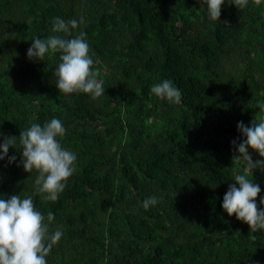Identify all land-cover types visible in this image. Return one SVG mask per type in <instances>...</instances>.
I'll return each instance as SVG.
<instances>
[{
	"label": "trees",
	"instance_id": "1",
	"mask_svg": "<svg viewBox=\"0 0 264 264\" xmlns=\"http://www.w3.org/2000/svg\"><path fill=\"white\" fill-rule=\"evenodd\" d=\"M232 4L212 21L205 0H0V143L57 118L77 157L55 202L36 192L18 141L16 161H0V199L32 196L45 223L54 214L50 231L62 227L47 264H264V230L221 207L243 171L236 125L264 117V0ZM56 17H83L72 35L86 34L105 95L59 92L60 53L27 58L34 38L64 35ZM163 80L179 104L151 92ZM253 179L260 207L264 172Z\"/></svg>",
	"mask_w": 264,
	"mask_h": 264
},
{
	"label": "clouds",
	"instance_id": "2",
	"mask_svg": "<svg viewBox=\"0 0 264 264\" xmlns=\"http://www.w3.org/2000/svg\"><path fill=\"white\" fill-rule=\"evenodd\" d=\"M208 15L212 21H219L221 6L224 0H205ZM248 0H233L238 9L247 6ZM256 5L261 0H254ZM84 23L68 21L56 17L52 21V32L64 35H51L46 39L34 38L27 50L29 60H44L46 54L60 53L59 64L55 70L56 88L63 94H90L93 100L105 95L104 81L98 80V71L93 70L94 60L89 55L90 47L85 39V33L73 36L72 30ZM151 92L160 99L179 104L182 99L180 90L171 80H163L153 84ZM264 109V105L261 106ZM242 139L232 140L235 151L232 157L242 165V174H236L234 183L228 185L223 196L222 209L231 217L235 214L237 220L248 225L252 232L264 230V197H257L261 192L259 184L254 182V170L264 172V117L253 119L250 125L240 121L236 125ZM66 129L60 119L52 118L41 126L32 123L30 127L20 131L19 137L3 136L0 143V161L7 157L8 164L16 161V156L8 155L9 148H15L17 141L22 148L20 165L27 173L38 172L35 179L36 192L43 194L44 201L55 202L66 187L68 179L75 172L76 154L62 147L58 138H63ZM0 135H3L0 133ZM251 149L261 159L253 160ZM18 165V166H20ZM159 203V198L150 196L142 206L145 210ZM45 216L34 207L33 197L21 198L11 195L0 199V264H47L46 257L62 235V227L57 226L50 231L54 214Z\"/></svg>",
	"mask_w": 264,
	"mask_h": 264
}]
</instances>
